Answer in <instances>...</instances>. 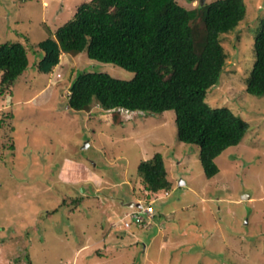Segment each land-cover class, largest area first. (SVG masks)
<instances>
[{
  "label": "rangeland",
  "instance_id": "obj_1",
  "mask_svg": "<svg viewBox=\"0 0 264 264\" xmlns=\"http://www.w3.org/2000/svg\"><path fill=\"white\" fill-rule=\"evenodd\" d=\"M89 1L0 0V45L31 50ZM178 1L187 9L200 3ZM245 2V20L222 36L226 71L207 100L250 128L217 158L220 172L211 179L198 148L178 140L175 111L126 113L117 126L100 108L90 114L70 108L80 73L123 81L134 73L84 52L63 55L44 74L35 66L41 56L29 51V69L0 91V264H28L26 255L31 264H264V97L246 92L264 0ZM158 153L173 183L154 206L164 210L163 219L124 234L120 224L135 209L126 204L144 196L139 164ZM75 198H83L78 208L70 204Z\"/></svg>",
  "mask_w": 264,
  "mask_h": 264
},
{
  "label": "trees",
  "instance_id": "obj_2",
  "mask_svg": "<svg viewBox=\"0 0 264 264\" xmlns=\"http://www.w3.org/2000/svg\"><path fill=\"white\" fill-rule=\"evenodd\" d=\"M246 16L245 0H218L194 9L178 0H91L31 50L22 43L0 45V91L10 89L29 69V51L41 56L35 66L44 74L53 73L63 55L77 57L87 52L90 60L116 65L135 78L123 81L103 73H80L70 88V108L89 114L100 108L112 114L117 126L123 125L126 113L175 111L178 140L198 148L205 175L211 179L220 172L217 158L238 146L250 128L230 108H213L207 100L226 71L229 55L222 36L236 30ZM254 50L246 92L264 97V25ZM137 181L144 194L137 201L144 205L154 207L159 194L173 189L160 153L139 164ZM140 192L136 195L141 196ZM82 202L83 198H75L70 204L78 208ZM154 210L152 222L156 224L164 210ZM148 224L146 220L132 229ZM23 259L32 263L29 255Z\"/></svg>",
  "mask_w": 264,
  "mask_h": 264
},
{
  "label": "built area",
  "instance_id": "obj_3",
  "mask_svg": "<svg viewBox=\"0 0 264 264\" xmlns=\"http://www.w3.org/2000/svg\"><path fill=\"white\" fill-rule=\"evenodd\" d=\"M152 201L151 203H153ZM141 204L140 207H133L131 210L125 214L122 223L120 224V229L123 231H130L134 226L142 225L147 219L152 220L155 214L154 207L152 205H144L142 201L138 202Z\"/></svg>",
  "mask_w": 264,
  "mask_h": 264
},
{
  "label": "water",
  "instance_id": "obj_4",
  "mask_svg": "<svg viewBox=\"0 0 264 264\" xmlns=\"http://www.w3.org/2000/svg\"><path fill=\"white\" fill-rule=\"evenodd\" d=\"M206 2H207V0H200V3H201L202 6H204L206 4ZM243 199H250V196H245ZM126 206H128L130 208H133L135 206L140 207L141 204L132 201L130 203H127Z\"/></svg>",
  "mask_w": 264,
  "mask_h": 264
},
{
  "label": "clouds",
  "instance_id": "obj_5",
  "mask_svg": "<svg viewBox=\"0 0 264 264\" xmlns=\"http://www.w3.org/2000/svg\"><path fill=\"white\" fill-rule=\"evenodd\" d=\"M199 4H201V3H199ZM206 4H207V2H206ZM136 203H138V202H136Z\"/></svg>",
  "mask_w": 264,
  "mask_h": 264
},
{
  "label": "crops",
  "instance_id": "obj_6",
  "mask_svg": "<svg viewBox=\"0 0 264 264\" xmlns=\"http://www.w3.org/2000/svg\"><path fill=\"white\" fill-rule=\"evenodd\" d=\"M61 59H62V57H61Z\"/></svg>",
  "mask_w": 264,
  "mask_h": 264
}]
</instances>
